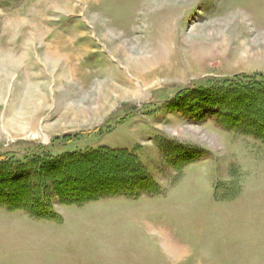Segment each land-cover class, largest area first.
Listing matches in <instances>:
<instances>
[{"label": "rangeland", "instance_id": "rangeland-1", "mask_svg": "<svg viewBox=\"0 0 264 264\" xmlns=\"http://www.w3.org/2000/svg\"><path fill=\"white\" fill-rule=\"evenodd\" d=\"M259 80L264 0H0V264H264Z\"/></svg>", "mask_w": 264, "mask_h": 264}, {"label": "trees", "instance_id": "trees-1", "mask_svg": "<svg viewBox=\"0 0 264 264\" xmlns=\"http://www.w3.org/2000/svg\"><path fill=\"white\" fill-rule=\"evenodd\" d=\"M236 82V85H234V87H236V88H240L242 91H243V93L244 92H247V93H249L250 91H253L254 90V86H259V85H261L262 86V89H258L259 90V94L260 95H264V80H259V81H254V83L252 84V85H250V87H244V85H241L240 84V82H238L237 83V81H235ZM245 85H247V86H249V84H245ZM262 90V91H261ZM261 91V92H260ZM234 92V91H233ZM235 93V92H234ZM247 93H245V94H247ZM236 94V93H235ZM231 95H233V94H231ZM245 96V95H244ZM224 98H228L227 97V95H225L224 96ZM241 98H243L242 97V95H241ZM264 98V97H263ZM257 100L259 99V95L257 96V98H256ZM256 101V100H255ZM95 152L96 151H99V150H94ZM103 152H104V157L102 156V157H100V156H97L99 159H102V160H104L105 161V163H108L105 167V170H108V171H110V170H115V169H113L114 167H112V165H114V159L112 160V158H113V154L112 153H114V154H116V153H121V152H124L125 150H115V149H105V150H102ZM105 153H108V155H105ZM68 156H69V154H68ZM25 157V156H24ZM75 158V157H74ZM51 161H52V164H50L51 166H52V168L49 170V169H47V168H43L45 171H43V172H50V177L48 176V179H49V182L51 183V185L55 188V191H56V194H57V196L60 198V200H62L63 202L64 201H66V202H64V203H71V204H82V203H84V202H86L87 200L88 201H92V200H96L97 198H100V196L99 197H96V196H92V194H89V198L87 199V198H85V199H82V201H77V199H79V198H81V197H79L80 195L79 194H76V195H70V194H75V193H72V189H71V191H70V188H69V186L67 185L68 184V181H66V180H68V179H71L70 178V176H69V174L67 173L69 170L67 169V164L68 163H70V159L68 160V161H66V162H63V161H61L59 158H56V157H51ZM88 163H92V159H88V160H86ZM97 161V160H96ZM117 161V163L118 164H116L117 166L119 165V167H121V168H123L126 164H127V162L129 163V161L126 159V158H123V159H117L116 160ZM64 163V167H65V169H63V170H61V171H57V170H59V167H62V164ZM112 164V165H111ZM98 165V164H97ZM115 165V166H116ZM63 168V167H62ZM97 169H99V170H101L102 169V167H99V168H97ZM64 170H65V173H67V174H65L63 177L61 176V178H60V176H58L57 177V174H59L60 172H62V173H64ZM93 171V170H92ZM52 172V173H51ZM43 174H45L46 175V173H43ZM43 174H37V175H39L40 177H37L38 179H36L37 181L39 180V178H40V180H41V178L42 177H44L43 179H46L45 178V176H42ZM47 179V180H48ZM96 181L97 179H94V178H90L89 179V181ZM99 180V179H98ZM97 180V181H98ZM35 181V180H34ZM44 181V180H43ZM74 181H78V182H76L75 184H76V186H82V184H81V181H80V179L79 178H75V180ZM67 185V187L66 188H63L64 186H66ZM1 191H3V192H7L8 191V189H6V188H4V189H2ZM104 192H105V190H103ZM99 192V191H98ZM106 192H110V191H106ZM84 198V197H83ZM65 199V200H64ZM61 201V203H63ZM39 218H43V219H51L52 220V218L51 217H39Z\"/></svg>", "mask_w": 264, "mask_h": 264}, {"label": "bare ground", "instance_id": "bare-ground-1", "mask_svg": "<svg viewBox=\"0 0 264 264\" xmlns=\"http://www.w3.org/2000/svg\"><path fill=\"white\" fill-rule=\"evenodd\" d=\"M36 97V96H35ZM30 104V103H29Z\"/></svg>", "mask_w": 264, "mask_h": 264}]
</instances>
